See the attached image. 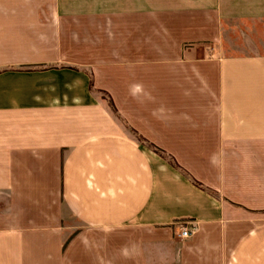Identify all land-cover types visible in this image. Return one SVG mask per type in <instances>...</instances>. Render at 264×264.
I'll list each match as a JSON object with an SVG mask.
<instances>
[{
	"label": "crops",
	"instance_id": "1",
	"mask_svg": "<svg viewBox=\"0 0 264 264\" xmlns=\"http://www.w3.org/2000/svg\"><path fill=\"white\" fill-rule=\"evenodd\" d=\"M0 264H264V0H0Z\"/></svg>",
	"mask_w": 264,
	"mask_h": 264
},
{
	"label": "built area",
	"instance_id": "2",
	"mask_svg": "<svg viewBox=\"0 0 264 264\" xmlns=\"http://www.w3.org/2000/svg\"><path fill=\"white\" fill-rule=\"evenodd\" d=\"M191 229L189 230L188 228H182L181 231H180V238L182 239H189L191 237Z\"/></svg>",
	"mask_w": 264,
	"mask_h": 264
}]
</instances>
